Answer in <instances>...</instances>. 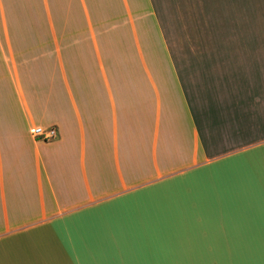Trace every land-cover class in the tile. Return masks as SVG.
Segmentation results:
<instances>
[{
    "label": "crops",
    "instance_id": "0c3cea01",
    "mask_svg": "<svg viewBox=\"0 0 264 264\" xmlns=\"http://www.w3.org/2000/svg\"><path fill=\"white\" fill-rule=\"evenodd\" d=\"M38 3L0 0V264H264V0Z\"/></svg>",
    "mask_w": 264,
    "mask_h": 264
},
{
    "label": "rangeland",
    "instance_id": "374dc122",
    "mask_svg": "<svg viewBox=\"0 0 264 264\" xmlns=\"http://www.w3.org/2000/svg\"><path fill=\"white\" fill-rule=\"evenodd\" d=\"M10 4L11 2V10H13V7L15 6L16 9V15L20 17V24L22 28L28 27L29 22L32 20L36 26H39V22L42 21V19L38 18L39 12H40V4L38 3V0H7ZM61 2V0H59ZM101 3L105 4L106 6H109V10L111 5H109V2L112 0H100ZM66 2L70 3L71 5L72 0H66ZM59 5V3H57ZM56 4L55 6L58 7ZM73 7V5H72ZM26 9H29L28 12H25ZM104 9V5H103ZM30 13L31 15H27Z\"/></svg>",
    "mask_w": 264,
    "mask_h": 264
},
{
    "label": "built area",
    "instance_id": "2783aa9c",
    "mask_svg": "<svg viewBox=\"0 0 264 264\" xmlns=\"http://www.w3.org/2000/svg\"><path fill=\"white\" fill-rule=\"evenodd\" d=\"M31 135L38 141L52 142L59 137V131L56 127H34L31 129Z\"/></svg>",
    "mask_w": 264,
    "mask_h": 264
}]
</instances>
